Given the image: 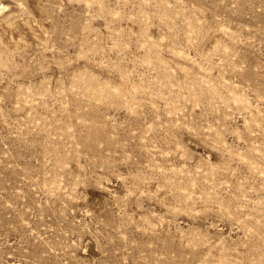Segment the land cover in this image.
I'll list each match as a JSON object with an SVG mask.
<instances>
[{
    "label": "rangeland",
    "instance_id": "374dc122",
    "mask_svg": "<svg viewBox=\"0 0 264 264\" xmlns=\"http://www.w3.org/2000/svg\"><path fill=\"white\" fill-rule=\"evenodd\" d=\"M0 264H264V0H0Z\"/></svg>",
    "mask_w": 264,
    "mask_h": 264
}]
</instances>
